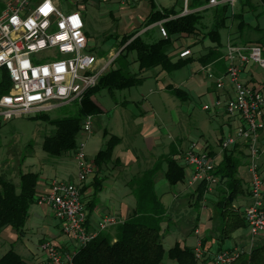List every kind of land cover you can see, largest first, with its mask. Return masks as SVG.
<instances>
[{"label":"built area","instance_id":"built-area-1","mask_svg":"<svg viewBox=\"0 0 264 264\" xmlns=\"http://www.w3.org/2000/svg\"><path fill=\"white\" fill-rule=\"evenodd\" d=\"M84 1L13 0L0 12V122L53 113L81 104L119 57L120 53L105 62L90 52L86 23L80 8ZM239 1L210 0L207 6L190 10L189 0H184L179 17L223 5L234 8ZM139 2L118 0L122 8L134 7ZM66 8L70 9L68 14L64 13ZM175 18L156 25L163 38L168 37L165 22ZM226 48V73L215 77L208 70V74L218 90H223L227 83L232 85L234 96L226 102L217 100L214 106L224 109L240 122L235 135L222 141V149L226 151L238 141L245 142L249 148L251 203L245 208L243 216L251 252L255 242L264 237V172L260 165L262 152L257 144L258 134L264 131V85L249 87L242 81L241 75L242 68L248 65H255L264 73V51L260 45H234L231 41ZM191 55L190 50H185L179 58ZM210 109V106L204 107L205 111ZM93 121V116L85 119L83 133L92 132ZM85 149L84 144H79L74 154L79 170L78 183L53 180L48 193L38 197L36 202L52 208L63 232L78 248L85 246L100 232L122 223L115 216H105L95 233L88 230L89 213L83 201L82 185L94 173V167ZM183 164L191 171L189 186L205 184L209 194L221 183L216 174L218 163L207 153H196L190 149L183 156ZM193 249L197 264H233L243 253H250L237 248L211 253L202 240ZM41 251L45 255L43 264H74L75 252L64 254L50 241L42 243Z\"/></svg>","mask_w":264,"mask_h":264},{"label":"crops","instance_id":"crops-1","mask_svg":"<svg viewBox=\"0 0 264 264\" xmlns=\"http://www.w3.org/2000/svg\"><path fill=\"white\" fill-rule=\"evenodd\" d=\"M87 1L89 0H85L84 3ZM115 4L119 6L118 10L122 8L118 0ZM139 4L140 2L137 5ZM80 8L86 23L84 10L82 6ZM183 8L184 3L183 7L179 9L176 8L181 12L180 15L183 12ZM158 9L160 8L158 7ZM150 11L151 9L149 8L147 17ZM211 12L213 11L209 9L204 17ZM212 21L213 17L211 18V25ZM157 24L144 29L141 35L149 31V33L155 35L156 39L163 38L156 26ZM235 29L236 25L232 24L230 29L231 33H234ZM231 33L226 31V34L222 36V42L226 44V47L228 41H231L232 38H234L239 45H243L248 40H257L260 44L264 43V28L253 27L251 25V29L245 30L241 35H234V37H231ZM86 34L90 43L91 38L87 30ZM253 34L259 37L249 39ZM120 40L121 39H119V42ZM213 47L214 45L209 39L202 40L201 38H194L192 46L183 47L180 51L178 50L182 47L174 49V51L171 52V57L174 59V62L186 59L193 60L192 64L184 68H193L192 74L188 79H180L181 81L179 80V82H173L169 77L170 74L163 73L160 69L150 71L148 73L150 75H146L145 73L142 74V77H145L146 80L141 86L135 88L143 89L144 87H152L153 89L149 91L152 94H156V97L149 101L143 95V93H145L144 91L141 92L137 90L132 93L131 89L133 88L126 89L130 92L129 97L124 98V100L119 101L116 99L114 101L107 115L109 120L108 125L103 132L99 134L101 138L97 137V130L94 123L92 132L90 134L84 133L85 136H88L82 140L80 144H84L85 147H87V143L91 144L92 151L87 153V156L94 167V173L89 177L87 182L82 185L83 201L89 213L88 230L91 233L97 231L98 224L105 216H115L120 221H125L132 215L136 207V199L128 184L136 177L152 169L158 159L175 155V159L185 169L184 185L185 182H188L191 171L185 168L183 156L190 149H194L196 153H207L218 165L222 162L225 151L222 149L221 143L226 138L235 135V131L239 127L240 122L237 118L230 117L224 109L214 106L217 100L226 102L231 99L234 96V91L230 83H227L223 90H218L215 81L210 79L208 74V70H211L215 77H221L226 73L227 62L224 57L227 48L222 50L223 56L220 61H214L206 66H203L199 61V59L207 55ZM185 50H190L192 55L188 58L180 59V53ZM106 57H109V54ZM136 66L138 67L137 64ZM130 69V72L133 74L139 73V69L136 71L133 68V64L130 66ZM203 75L206 76L205 79L201 77ZM241 78L247 86L252 88H260L264 85V73L255 65L244 66L242 68ZM208 80L212 82L210 83ZM169 86L184 90L189 95V99L185 102L180 101L168 92L167 89ZM115 92L116 91L109 93L113 96ZM193 94H198V97L205 101L202 107L203 110L205 106L211 107L207 112H209L212 121H205L200 128L189 131L188 128L186 129L182 125V116L186 114L192 117V113L189 111L184 112L183 108L185 104L191 102ZM93 100L98 105L95 97ZM98 106L100 107V105ZM100 109L102 110L101 107ZM101 114H103V110ZM95 118L96 117H94V120ZM212 122L217 123L218 127L213 128ZM180 130L182 131L181 133L179 132ZM105 133H108L107 137H105ZM111 136H116L120 138L121 141L114 150L112 162L98 168L94 164V159L103 148V144H106ZM95 141L96 143L101 142L102 145L93 150V147H96ZM257 144L262 152L260 165L264 172V131L258 134ZM227 151L233 153L241 161L238 177L243 182L245 193L239 196V199L234 202V206L238 208L240 212L244 213L245 208L251 203L249 193L251 181L249 173V148L245 142L238 141ZM72 157L74 166L67 161V156L60 157L54 162H48L45 158L39 161H34L35 159H33L29 163L27 168L22 172L36 173L39 175L36 197L46 195L53 180L78 183L79 170L74 156ZM166 171L167 164H164L162 171L159 172L154 179L155 190L158 196L159 189L168 184L165 178ZM97 182L99 184L101 183V190L96 193L95 184ZM14 185L19 187L20 182ZM175 187L178 188L177 185ZM216 194L217 193L213 190L208 194V197L201 202L204 210H207L211 200L218 203L219 200ZM159 198L162 202V198L160 196ZM191 198L196 203L197 196L194 192ZM205 216L207 217V214H205ZM213 218L214 216H211V220ZM114 229L115 227H112L105 232L114 235ZM219 229L220 221L217 229H210L209 225H202L201 227L198 225L194 230L195 243L192 246L188 245L185 240L184 242H177L182 246L194 248L198 241L202 240L204 247L211 253L221 250H233L236 248L250 252L251 241L247 228L236 231L232 234L231 238L224 243L219 242ZM210 230L216 231L211 236H208L207 233ZM259 240L255 242L254 247L261 246ZM44 241L52 242L64 254L76 252L78 249L77 244L63 232L61 222L56 219L52 208L47 205L40 206L35 203L30 208L24 228V236L22 238H19L17 232L12 228H6L0 234V259L9 251L13 250L21 256L27 264H43L45 262V255L41 251V245ZM164 264L169 263L164 262Z\"/></svg>","mask_w":264,"mask_h":264},{"label":"trees","instance_id":"trees-1","mask_svg":"<svg viewBox=\"0 0 264 264\" xmlns=\"http://www.w3.org/2000/svg\"><path fill=\"white\" fill-rule=\"evenodd\" d=\"M209 2L210 0H192L189 9L197 10L207 6ZM259 2L264 6V0ZM149 4L151 11L141 30L171 17H177L164 24L168 33L167 38L156 39L149 31L137 36L141 30L123 36L118 44L123 50L115 61L119 66L112 65L110 71L101 77L98 86L87 93L82 103L75 104L73 112L63 108L55 117L52 113H42L32 117L55 128L54 133L45 137L43 141L42 149L48 156L53 158L74 156L79 147L78 137L82 133L83 122L88 116L96 117L102 113L93 100L99 92L139 87L146 80L142 77L146 72L160 69L163 73L171 74L192 64V59L174 62L171 57L176 37L209 39L214 47L199 59L202 65L206 66L221 60L222 50L226 49V44L222 42V31L231 33L230 29L234 21L237 24L234 33L230 34L231 37L251 29V24L244 19V12L235 14L229 5L214 8L212 25L207 32H204L206 29L203 24L204 15L209 9L178 17L181 12L175 7L161 10L153 0H149ZM231 42L239 45L234 38ZM243 45H251V43L247 41ZM132 54H135L134 63L138 65L137 74L130 72L132 63L129 57ZM106 55L107 52L99 55V58ZM167 90L180 101L185 102L189 99L187 92L182 89L169 86ZM107 136L108 133H105V137ZM120 141L116 136L109 138L94 159L96 167L101 168L112 162L114 150ZM174 156L158 159L152 169L128 184L136 199V207L132 215L115 227L114 235L100 232L96 238L78 248L73 258L74 264H164L166 257L177 264H197L193 248L182 246L177 242L167 252L163 244L170 229V214L156 193L154 179L162 171L163 165L167 164L165 178L168 183L176 186L184 182L185 169ZM240 166V159L226 150L222 162L216 169V174L222 183L221 199L217 204L220 243L229 240L236 231L246 228L243 213L234 206L235 200L245 193L243 182L238 177ZM38 182L39 175L36 173L21 172L19 187L0 176V234L6 228H12L19 238L24 236L30 208L37 202ZM95 190L96 193L101 190V183L95 184ZM206 194V185H198L195 190L196 203L203 202ZM0 264L27 263L11 250L0 259ZM233 264H264V245L254 247L250 253H243Z\"/></svg>","mask_w":264,"mask_h":264},{"label":"rangeland","instance_id":"rangeland-1","mask_svg":"<svg viewBox=\"0 0 264 264\" xmlns=\"http://www.w3.org/2000/svg\"><path fill=\"white\" fill-rule=\"evenodd\" d=\"M13 0H0V12L4 9L8 2ZM155 5L160 9H171L176 7L177 9L183 7L184 0H153ZM117 0H89L85 3H82L83 12L86 16V30L90 35L89 50L92 54L100 57L102 54L107 52L109 57L104 58L105 62H109L113 56L121 53L123 50L118 46L119 39L125 35H129L136 31L142 29L145 18L148 15L149 11V0H141L140 4L134 8H120L118 10V5L115 3ZM192 0H189V6L191 5ZM211 11L214 8H209ZM70 12L69 8L64 10L65 14ZM232 12L238 14L244 12V19L246 22L251 24L253 27L264 28V6L261 5L259 0H240L232 8ZM205 16V15H204ZM213 17V12L209 13L204 17V26L206 29L204 32H207L211 27V18ZM236 25V21L233 23ZM235 28V27H234ZM143 30H141L137 36H140ZM226 34V31H222V36ZM158 37V36H157ZM259 37L258 35H251L249 39ZM117 40H116V39ZM264 40V39H263ZM194 38H176L172 46V51L174 49L186 48L193 45ZM251 44L259 45L257 40H248ZM264 49V43L260 44ZM93 50V51H91ZM100 55V56H99ZM129 60L133 64V68L137 71L138 67L134 63L135 54H132L129 57ZM129 61V62H130ZM131 64V65H132ZM112 65L118 67V63H112L108 70L109 72ZM102 66V65H101ZM131 71V69H130ZM193 68L182 69L170 74L171 81L179 82L180 79H188L192 74ZM150 72V71H149ZM149 72H146V75ZM205 79L206 76H201ZM181 81V80H180ZM210 83L211 80H208ZM151 83V82H150ZM153 89L152 87L137 89H131V92L134 91H144L143 95L147 100L151 101L156 97V94L150 93L149 90ZM129 91H116L113 96L108 91H102L95 96V100L100 105L103 110V114L96 116L93 121L95 128L97 130V137L108 125V112H110L111 106L114 104V101L124 100V98L129 97ZM205 101L201 100L198 97V94H193L191 102L185 104L183 111H189L192 113V117L188 115L182 116V125L189 131L195 128H200L202 123L207 121H212L209 115V112L202 109ZM65 109L73 112L75 110V104L64 107ZM63 109V108H61ZM60 110V109H59ZM59 110L52 113V116H58ZM34 115H27L24 117L14 118L9 122H0V176L13 184H18L21 181V172L24 171L29 163L34 161L43 160L46 158L48 162L57 161L58 158H53L48 156L42 149L43 141L45 137L52 135L55 131V128L49 126L43 121L34 120L32 117ZM213 128H217V123L212 122ZM182 130V129H181ZM179 131L180 133L182 131ZM82 132L78 137V144L82 142L88 135L84 137ZM98 142V141H97ZM94 145V144H93ZM92 145V146H93ZM96 147H93V150L101 146V142L96 143ZM105 143L103 144L104 147ZM86 153L92 151L90 143H87L85 149ZM73 155L67 156V161L74 166ZM76 162V161H75ZM77 164V163H76ZM78 168V167H77ZM175 186L170 185L169 183L165 187L159 189V196L162 198V203L170 214V229L164 239V248L168 252L171 248L174 247L177 241H187V244L192 246L195 243L194 230L199 225H206L211 228L217 229L219 225L218 219V209L217 202L211 200L208 205L207 210H204L202 203H195L191 195L196 190V186H189L188 182L180 183ZM216 197L218 200L221 199L222 192V183H220L215 189ZM208 197V193L206 194ZM239 197L236 199L238 200ZM235 200V201H236ZM207 214V217L205 216ZM211 216L214 218L211 220ZM208 218V220H207ZM166 225H164V228ZM216 230H210L207 235L211 236L215 233ZM259 244H264V237H261ZM231 245V244H230ZM165 263L177 264L176 262L170 260L168 257L165 258Z\"/></svg>","mask_w":264,"mask_h":264}]
</instances>
